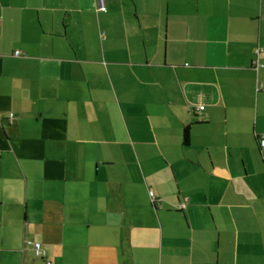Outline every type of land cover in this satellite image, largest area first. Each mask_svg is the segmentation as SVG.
<instances>
[{
	"label": "crops",
	"instance_id": "crops-1",
	"mask_svg": "<svg viewBox=\"0 0 264 264\" xmlns=\"http://www.w3.org/2000/svg\"><path fill=\"white\" fill-rule=\"evenodd\" d=\"M105 1L0 0V264H264V0Z\"/></svg>",
	"mask_w": 264,
	"mask_h": 264
},
{
	"label": "built area",
	"instance_id": "built-area-1",
	"mask_svg": "<svg viewBox=\"0 0 264 264\" xmlns=\"http://www.w3.org/2000/svg\"><path fill=\"white\" fill-rule=\"evenodd\" d=\"M96 1H97V6H96L97 11H106V7H105L106 6V1L105 0H96ZM258 52H260L259 49L256 50L255 53H258ZM15 54L16 55H19V52H16ZM200 109H203V107H200ZM263 145H264V140L261 141V146H263ZM149 194H150L152 200L155 201L154 195H152L153 193L150 192ZM34 249H35V252L37 254L36 256L43 255V251L41 249V244H38V243L35 244L34 245Z\"/></svg>",
	"mask_w": 264,
	"mask_h": 264
},
{
	"label": "trees",
	"instance_id": "trees-1",
	"mask_svg": "<svg viewBox=\"0 0 264 264\" xmlns=\"http://www.w3.org/2000/svg\"><path fill=\"white\" fill-rule=\"evenodd\" d=\"M190 127L187 126L185 129H183V143L188 144L190 142Z\"/></svg>",
	"mask_w": 264,
	"mask_h": 264
}]
</instances>
